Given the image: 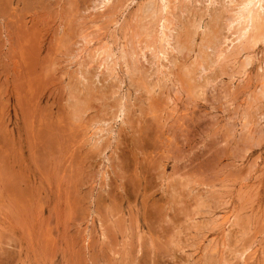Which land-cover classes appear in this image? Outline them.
Returning <instances> with one entry per match:
<instances>
[{"label":"rangeland","instance_id":"1","mask_svg":"<svg viewBox=\"0 0 264 264\" xmlns=\"http://www.w3.org/2000/svg\"><path fill=\"white\" fill-rule=\"evenodd\" d=\"M163 1L0 0V264H264V37Z\"/></svg>","mask_w":264,"mask_h":264},{"label":"bare ground","instance_id":"2","mask_svg":"<svg viewBox=\"0 0 264 264\" xmlns=\"http://www.w3.org/2000/svg\"><path fill=\"white\" fill-rule=\"evenodd\" d=\"M106 1V0H105ZM163 0H161L162 2ZM133 2V1H132ZM165 2V1H163ZM108 3V2H106ZM110 3V2H109ZM165 5V3H164ZM242 9L238 15L239 20L245 21V25L243 26V34L246 35L249 33L250 29L255 32V36L264 37V0H243ZM241 5V6H242ZM168 7V6H167ZM240 7V5H239ZM164 8V6H163ZM165 9V8H164ZM159 10V9H158ZM165 11V10H164ZM162 21V20H161ZM168 21V20H167ZM163 25V24H162ZM164 26V25H163ZM162 26V27H163ZM169 26V25H168ZM165 28V27H164ZM163 28V29H164ZM167 28V27H166ZM241 31V30H240ZM165 33V32H164ZM242 34V32H241ZM163 35V33H162ZM167 35V34H166ZM171 35V34H170ZM168 37V35H167ZM169 38V37H168ZM167 38V39H168ZM253 38V37H252ZM259 39V38H258ZM169 42V41H168ZM171 42V41H170ZM166 52V51H165ZM222 53V52H221ZM122 178V177H121ZM9 193V192H8Z\"/></svg>","mask_w":264,"mask_h":264}]
</instances>
